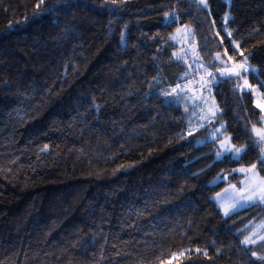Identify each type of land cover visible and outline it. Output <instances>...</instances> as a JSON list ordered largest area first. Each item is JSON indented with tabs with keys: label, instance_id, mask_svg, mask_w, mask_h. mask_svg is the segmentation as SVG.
<instances>
[{
	"label": "trees",
	"instance_id": "1",
	"mask_svg": "<svg viewBox=\"0 0 264 264\" xmlns=\"http://www.w3.org/2000/svg\"><path fill=\"white\" fill-rule=\"evenodd\" d=\"M183 27L208 65L249 69L198 131L172 96ZM262 82L264 0H0V264H264L242 243L264 205L214 200L241 167L264 179ZM216 121L239 159L199 143Z\"/></svg>",
	"mask_w": 264,
	"mask_h": 264
},
{
	"label": "rangeland",
	"instance_id": "2",
	"mask_svg": "<svg viewBox=\"0 0 264 264\" xmlns=\"http://www.w3.org/2000/svg\"><path fill=\"white\" fill-rule=\"evenodd\" d=\"M203 1V0H202ZM179 46V52H176V59L181 60L188 67V75L185 83L179 88L172 91V96L181 104L188 113L189 126L191 131L205 129L207 125L217 118L221 113L218 104L214 98V85L219 79L236 76L237 71H241L239 65L222 59L221 56L216 58L214 66L208 65L200 56L196 43L194 42L193 32L188 27L180 28L174 37ZM245 80L241 81V88L245 91L249 90V82L245 84ZM251 88V86H250ZM258 106L264 112V94H261L257 89L254 90ZM262 126L257 128L254 133L257 142L263 147L264 159V116ZM208 136L201 139L199 143L218 141L219 151L221 153L218 159H223L227 156H232L234 159H239L246 151L245 147H234L231 138L223 133L225 124L217 122L213 127H210ZM241 148L242 151L235 155V149ZM237 174L241 175V180L238 183L228 185L221 193L214 198L218 207L225 216H230L239 211L245 210L253 205H264V199H257L258 196L264 195V179L259 174L257 166L241 167L236 170ZM230 174L225 175L222 180H228ZM256 194L255 196L253 194ZM252 197V199H249ZM244 207H241V205ZM256 225L251 226V231L246 234V238L254 240L257 244L263 241L264 237V219H260Z\"/></svg>",
	"mask_w": 264,
	"mask_h": 264
},
{
	"label": "snow or ice",
	"instance_id": "3",
	"mask_svg": "<svg viewBox=\"0 0 264 264\" xmlns=\"http://www.w3.org/2000/svg\"><path fill=\"white\" fill-rule=\"evenodd\" d=\"M174 19H175V17H173V20H174ZM225 19H227V18H225ZM225 31L227 32L226 29H225ZM228 35L231 36V33H228ZM230 43L233 44V50H234V51L239 47V45L235 44L233 41H230ZM240 55L243 56V53H240ZM244 61H245V62L247 61V57H244ZM239 68L241 69V71H237V72L235 73V75H236L237 77L243 78L242 73L246 74V73L249 71V69H248V67L245 66V63H241V64L239 65ZM251 71L255 72L256 69L252 68ZM262 83H264V82H262ZM245 84H247V81H246V80H245ZM249 92H251V88H250V86H249ZM241 151H242L241 148H236V149H235V155L238 157V154H239ZM220 155H222V154H221V153H217V156H218V157H219ZM262 162H264V161H262ZM221 179H222V177H221ZM253 195L255 196L256 194L254 193ZM249 199H252V197H249ZM257 199H264V195L258 196ZM241 207H244V205L242 204ZM262 239H264V237H262ZM242 243L245 244V245H247V244H249V243H255V241H254V240H251L250 238H246L244 241H242ZM252 255H253V256H256V253L253 252ZM256 258H257L258 260L264 261V255L256 256Z\"/></svg>",
	"mask_w": 264,
	"mask_h": 264
}]
</instances>
